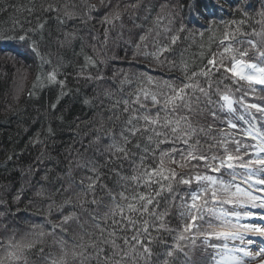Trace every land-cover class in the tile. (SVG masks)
Masks as SVG:
<instances>
[{"label": "trees", "instance_id": "1", "mask_svg": "<svg viewBox=\"0 0 264 264\" xmlns=\"http://www.w3.org/2000/svg\"><path fill=\"white\" fill-rule=\"evenodd\" d=\"M100 1L87 0V3L95 5ZM85 2L0 0V35L12 37L0 38V245H3L0 246V258L5 256L9 238L14 237L13 242L22 238L36 239L41 242L24 251L27 264H50L45 257L56 259L61 255L62 238L68 241L64 245L65 250H70L72 242H78L82 232L93 230L91 217H100L109 210L112 201L108 193L118 192L121 176L130 175L133 168L129 160H124L123 166L120 161L109 163V159L115 160V157L105 149L113 137L120 140L121 121L115 120L114 113L120 114L124 106L111 105L122 97L127 98V93L135 91L137 84L148 76L156 80H185L183 73L173 68V63L179 64L183 60L188 63L190 71H198L203 63H207L209 51L217 50L225 23L233 20L245 21L241 28L249 35L240 38L254 39L264 47V0H133L134 4L138 3L137 10L128 8L129 11L121 16L125 19L124 28L121 27L119 35L112 29L106 45L102 44L105 37L100 35L109 25H94L95 21L83 23L80 16L88 12ZM109 3L114 5L115 0H109ZM48 4L59 8V13L43 11L41 5L46 8ZM65 4L76 12L78 19L77 16L69 19L64 15ZM105 7L111 10V6ZM32 8L35 10L29 12L28 9ZM88 14L92 17V12ZM157 16L160 17L159 28L155 27ZM133 22L139 27H135ZM40 24H43L42 29ZM181 26L183 31H179ZM165 27L169 31H164ZM149 29L153 31L138 52L135 44L139 42V35ZM253 29L261 35H254ZM156 32L160 35L157 36ZM96 34L97 38H94ZM21 35L24 40L18 38ZM172 35L179 36L175 44L170 42ZM158 45H170L169 50L159 57L163 63L145 55L155 51ZM33 47L39 55L32 51ZM86 57H91L94 63H86ZM53 69H56V82L47 79ZM97 70L104 76L103 80L95 79ZM90 76L93 78L89 79ZM125 78L129 82L123 85L124 92H121L120 81ZM20 81L23 85L19 84ZM106 92L112 93L111 98L105 95ZM240 95L235 93L237 98ZM245 101L264 107V92L257 91L245 97ZM234 107L236 115H240L239 104ZM123 115L127 116V113ZM220 115L223 117L224 113ZM256 116L257 127L264 131V116L259 113ZM196 119L205 128L212 125V135H217L220 128H227L206 112ZM235 122L246 127L238 119ZM228 131L237 132L236 129ZM200 141L202 150L208 154L207 144L212 141L203 135ZM140 142L142 145L147 143L146 140ZM247 142L252 143L251 140ZM176 146L187 147L182 144ZM127 147L139 153L132 144ZM160 147L169 148L171 145ZM106 163L108 166L103 167ZM93 165L95 172L90 170ZM176 170L181 175L189 171H207L203 168ZM226 171L221 169L219 173L209 174L227 180L230 177ZM97 175L95 192L84 194L81 190L92 183L89 177L96 179ZM177 187L179 194L188 189L187 185ZM195 187L193 184L192 188ZM254 194L262 196L259 192ZM94 197L98 201L96 204L91 203ZM176 203H179V195ZM163 206L162 202L161 208ZM263 209L249 205L246 209L237 210L254 212ZM73 212L75 218L65 225L66 231L56 228L53 232V225ZM247 220L253 218L241 222ZM165 221L168 228L179 229L182 226L179 210L173 207ZM41 230L43 236L38 235ZM149 231L155 237L149 264H161L165 252L174 243L176 232L160 229L157 234L152 228ZM181 243L187 244L186 241ZM212 243L218 241L213 240ZM41 248L43 252L39 251ZM167 259L169 264H205L207 255L198 241L196 246L188 245ZM5 264H9L7 259ZM68 264H71L70 256Z\"/></svg>", "mask_w": 264, "mask_h": 264}, {"label": "snow or ice", "instance_id": "2", "mask_svg": "<svg viewBox=\"0 0 264 264\" xmlns=\"http://www.w3.org/2000/svg\"><path fill=\"white\" fill-rule=\"evenodd\" d=\"M101 4L111 6V10L100 21L102 25H109L104 29L105 40L102 42L106 45L108 33L121 20L122 11L136 8L138 3L126 4L123 10L119 2L110 5L109 0H101ZM85 7L88 12L96 10V6L87 3V0ZM41 8L45 12L55 11L57 14L60 11L53 4H48L46 8L41 5ZM64 9L67 18L71 19L76 15L75 11L69 10V5L65 4ZM34 10L28 9L29 12ZM244 14L247 15L246 12ZM57 18L59 19V15ZM81 19L87 24L91 16ZM159 20L160 17L157 16L156 28L160 27ZM243 23V20L225 23L217 50L209 51L207 63H203L198 71H190L188 63L183 60L179 64L173 63V68L182 72L185 80H156L148 76L145 81L137 84L135 91L127 93V98L122 97L111 105H124L120 114L114 113L115 120L121 121L120 140L113 137L105 151L115 157V160L109 159V163L120 161L123 166V161L129 160L133 165L132 172L121 176L118 192L108 193L112 201L109 210L100 217H91L93 230L82 232L79 241H73L71 249L67 251L64 245L68 241L62 238L61 255L56 259L45 257L50 264H68L69 256L71 264H140L141 261L149 264L153 256L151 244L155 239L150 228L157 234L160 229L176 232L174 243L165 252V259L161 264H169L167 258L173 257L174 252H182L188 245L196 246L198 241L207 255L205 264H251L252 261L264 264V223H242V220L249 219L254 214L237 210L246 209L249 205L264 207V197L254 194L264 193V187H258L264 185V131L257 127L256 116V113L264 116V107L245 101V97L257 91L264 92V47L254 39L240 38L249 35L242 30ZM134 26L139 27L135 23ZM39 27L42 29L43 24ZM152 31L153 29H149L139 35V42L135 44L138 52ZM164 31L169 29L165 27ZM179 31H183L182 26ZM252 31L256 36L261 35L255 29ZM156 35L159 36L160 33L156 32ZM0 38L12 37L0 35ZM18 38L25 39L23 35ZM169 39L171 44H175L179 36L172 35ZM169 48L170 45H158L155 51L145 55L163 63L159 57ZM32 51L37 52V49L33 47ZM37 54L39 55L38 52ZM86 63L94 62L91 57H86ZM47 79L56 82V69L48 74ZM95 79H104L99 70ZM128 82L127 78L120 81L121 92H124L123 85ZM236 92L241 93L238 98L235 96ZM105 95L111 98L112 93L106 92ZM235 104H239L241 109L238 116ZM152 109L156 111L153 112ZM205 112L213 120H220L227 128H220L217 135H212V125L205 128L196 119ZM221 113H224L223 117ZM237 119L246 124V127L238 125L235 122ZM228 129H236L237 132ZM202 135L212 141L207 144L208 154L202 150ZM141 140H146L147 143L142 145ZM248 140L252 143H248ZM129 144L138 149L139 153L128 148ZM164 144H170L171 147L161 148ZM177 144L187 147H177ZM137 156L138 159H135ZM149 160L151 163H146ZM192 161L197 163L193 164ZM102 166L108 165L106 163ZM177 168H203L207 171H189L181 175ZM221 169L227 170L226 174L230 179L209 174L219 173ZM90 170L95 172V165ZM89 179L92 183L87 189L81 190L84 194L95 192L94 186L99 176ZM193 184L196 185L195 188H192ZM178 185H187L188 189L179 194ZM178 195L179 203H176ZM16 199L19 200V195ZM91 203L96 204L98 201L94 197ZM229 205L232 207H226ZM173 207L179 210L182 224L176 230L168 228L165 221ZM74 218V212L63 216L59 224L53 225V232L56 228L66 231L65 225ZM258 219L264 221V214ZM33 227L42 228L40 225ZM38 235L43 236L44 232L41 230ZM13 240L14 237L9 238L0 264H5V259L9 264H27L24 251L41 242L23 238L15 242ZM213 240L218 243H212ZM181 241H186L187 244H182ZM253 244L258 247H246ZM39 251L44 250L41 248Z\"/></svg>", "mask_w": 264, "mask_h": 264}, {"label": "rangeland", "instance_id": "3", "mask_svg": "<svg viewBox=\"0 0 264 264\" xmlns=\"http://www.w3.org/2000/svg\"><path fill=\"white\" fill-rule=\"evenodd\" d=\"M81 1V0H80ZM150 1H153V0H150ZM163 0H161V2H162ZM171 1H173V0H171ZM117 2H119V4H120V8L123 10L124 9V6L126 5V4H134L133 3V0H119V1H116L115 0V3H117ZM169 3H171V2H169ZM220 3V2H219ZM100 4H101V1H100V3L99 4H95V6H96V11H92V17H91V19L92 20H89L88 22H93V21H95L96 23L94 24V25H99V24H101L100 23V21L103 19V16L108 12V11H110L108 8H106L104 5H102L101 6V9H100ZM78 7H80L81 6V4L80 5H77ZM232 7V6H231ZM110 9H111V7H110ZM135 10H137V8L135 9ZM129 10L127 9L126 11H122V15L121 16H123V14L125 13V12H128ZM75 16H77V15H75ZM79 16H80V14H79ZM86 16H89V14H88V12L86 13V11L82 14V16H80V17H86ZM77 19L79 18L78 16L76 17ZM82 22L84 23V21L82 20ZM87 22V23H88ZM116 23H118V25L116 26V28H114L115 29V32L116 33H118V35H119V32H120V30H121V24H123V27L122 28H124V26H125V19H123V18H121V20L120 21H117ZM103 32V34H104V30L102 31ZM100 35V36H102V37H104V35ZM96 38H97V34H96V36H95ZM108 37H110L109 35H108ZM104 39V38H103ZM19 84H21V85H23V82L22 81H20L19 82ZM260 115V114H259ZM261 116V115H260ZM258 187H264V185H260V186H258ZM259 193H261V192H259ZM260 195H262V196H264V193H261ZM251 213H253L254 214V216L253 217H251V218H253V220H247L245 223H247V222H251V223H264V221H260L259 219H258V217L261 215V214H264V209L263 210H261V211H258V210H256V211H254V212H251ZM246 247H248V246H246ZM258 247V245H256V244H253V245H251L250 247H248V248H250V249H256ZM253 254H255L254 252H253ZM251 264H257V262L256 261H252L251 262Z\"/></svg>", "mask_w": 264, "mask_h": 264}]
</instances>
